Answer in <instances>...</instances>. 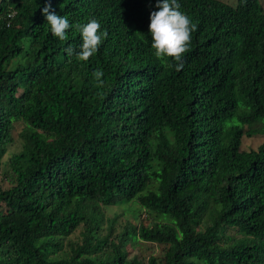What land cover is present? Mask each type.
Segmentation results:
<instances>
[{"label": "trees", "instance_id": "1", "mask_svg": "<svg viewBox=\"0 0 264 264\" xmlns=\"http://www.w3.org/2000/svg\"><path fill=\"white\" fill-rule=\"evenodd\" d=\"M49 2L73 25L64 41L42 14ZM104 3L110 31L140 9ZM232 6L225 13L236 15ZM89 12L68 0H0V264H264V142L243 145L264 136L255 38L211 45L221 18L195 20V59L227 52L209 82L131 94L126 66L77 58L75 26ZM109 43L100 48L111 53Z\"/></svg>", "mask_w": 264, "mask_h": 264}, {"label": "clouds", "instance_id": "2", "mask_svg": "<svg viewBox=\"0 0 264 264\" xmlns=\"http://www.w3.org/2000/svg\"><path fill=\"white\" fill-rule=\"evenodd\" d=\"M111 1L108 0L109 3ZM127 1L140 4V9L135 11L136 19L126 27L110 31L106 22L108 8L105 7L104 0H68L85 11L90 10L88 15L91 14V20L86 25L75 26L80 30L82 37L77 58L84 62L92 58L99 64L120 62L126 67L118 72L128 69V76L135 80L129 88L131 94H139L141 89L146 91L148 87L158 85V89L166 92L167 97L177 96L179 93H190L192 84H198L200 87L209 82L210 71L218 64L215 56L225 55L227 52L224 51L225 47H213L216 50L214 55L196 60L195 47H190L191 44L197 43L196 37L199 35L195 20H203L212 15L221 18L217 31L207 38L211 45L231 46L235 43L234 39L245 38L251 41L255 38L258 46L252 53L264 54L263 0ZM231 6L237 10L236 15H229L231 9L225 13ZM109 11L111 12L110 9ZM42 14L51 26L52 35L61 41L66 40L68 30L73 27L68 18L57 15L51 9L50 2L43 8ZM101 26L108 32H102ZM106 37L113 48L111 53H107L105 48H100ZM2 47L7 52H13L14 46L11 42H6ZM68 52L72 54L71 49ZM186 68L192 71L193 76L188 81H184L179 73ZM250 70L251 65L247 64L241 69L240 75H248ZM110 72L112 71H105L107 74ZM103 75L100 70L94 73L97 80ZM256 126L259 127L260 124ZM244 127L248 128V123ZM255 136L261 134L243 136V139Z\"/></svg>", "mask_w": 264, "mask_h": 264}, {"label": "rangeland", "instance_id": "3", "mask_svg": "<svg viewBox=\"0 0 264 264\" xmlns=\"http://www.w3.org/2000/svg\"><path fill=\"white\" fill-rule=\"evenodd\" d=\"M228 1L230 2L231 0H228ZM263 5H264V2H263ZM263 141H264V136H262V135L261 136H255V137H252V138H245V139H243V145L246 148H248V147H254V148H256ZM244 147H243V149H246Z\"/></svg>", "mask_w": 264, "mask_h": 264}]
</instances>
